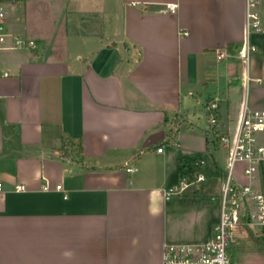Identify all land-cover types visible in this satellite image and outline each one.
<instances>
[{
	"label": "crops",
	"instance_id": "1",
	"mask_svg": "<svg viewBox=\"0 0 264 264\" xmlns=\"http://www.w3.org/2000/svg\"><path fill=\"white\" fill-rule=\"evenodd\" d=\"M1 1L36 46L0 49V264H163L165 244L205 242L228 149L221 164L190 115L217 101L216 131L233 136L245 103L264 109V0L249 34L246 0ZM197 158L205 180L165 198ZM252 183L264 194V162ZM233 242L234 264H264L247 234Z\"/></svg>",
	"mask_w": 264,
	"mask_h": 264
},
{
	"label": "built area",
	"instance_id": "2",
	"mask_svg": "<svg viewBox=\"0 0 264 264\" xmlns=\"http://www.w3.org/2000/svg\"><path fill=\"white\" fill-rule=\"evenodd\" d=\"M259 0H246L248 34L251 30H260V17L253 9ZM163 12H176V4L167 3ZM7 6L0 0V49L6 48L7 39L11 37L12 47H35L33 41H29L24 36L10 33L6 26ZM255 51V46L246 40L242 45L239 55L249 65L251 54ZM226 56V52H218L217 59ZM4 76H9V72H4ZM246 81L250 80L249 74H245ZM218 100V98H216ZM218 107L217 101H212L208 105L209 120L212 129L216 130L217 118L215 110ZM264 132V109H251L246 103L243 106L241 118L237 130L233 136L218 134L219 143L227 147L226 172L222 180L220 197V215L218 221L212 228L210 237L198 244H165L163 253V264H233L228 252L230 242L234 240V234L242 223H247L253 228L264 226V194L257 190L252 180L264 162V144L258 136ZM158 151L162 152L163 147ZM187 169L180 174L179 184L162 188L165 198L169 199L181 194L188 186L205 180L204 172L199 168L204 163L203 158L191 160ZM242 166L241 173L248 182H243L237 176V168ZM132 171V168H128ZM61 189V185H57ZM4 189L3 182L0 181V192ZM26 186L16 184V191H24ZM44 189L49 190L50 185L44 184Z\"/></svg>",
	"mask_w": 264,
	"mask_h": 264
},
{
	"label": "rangeland",
	"instance_id": "3",
	"mask_svg": "<svg viewBox=\"0 0 264 264\" xmlns=\"http://www.w3.org/2000/svg\"><path fill=\"white\" fill-rule=\"evenodd\" d=\"M201 107L203 108L204 106H201ZM190 118H192L196 122H199L200 125H202L203 127H207V125L209 124L206 130H208V133L210 134V136L212 138V141H214V139L215 140L217 139V136H218V134L216 133L217 131L215 129H212L213 126L211 125V123H209V120L207 119V117L205 115L200 114L198 112L196 117L190 115ZM218 144L221 147L220 150L218 151V154H217L218 155V160H219V162L221 164H224V160L226 158V148H225V146H223V144L219 143V141H218ZM210 150H211V153H214V151H215V142L211 143ZM237 232L245 233V234L248 235L249 238H251V236L254 235V232L261 233L260 230H258L257 228H253L251 225H249L247 223H242L238 227Z\"/></svg>",
	"mask_w": 264,
	"mask_h": 264
},
{
	"label": "trees",
	"instance_id": "4",
	"mask_svg": "<svg viewBox=\"0 0 264 264\" xmlns=\"http://www.w3.org/2000/svg\"><path fill=\"white\" fill-rule=\"evenodd\" d=\"M175 131V130H174ZM65 153L69 155L70 153L77 152L78 154L83 152V145H82V140H80L78 143L74 144L72 142L70 143H65ZM251 239L254 241L255 245L259 249V251L264 255V234L261 235H256L254 233L253 236H251ZM234 242H230L229 247H228V252L231 256L232 262L234 264V257H233V250H234Z\"/></svg>",
	"mask_w": 264,
	"mask_h": 264
}]
</instances>
